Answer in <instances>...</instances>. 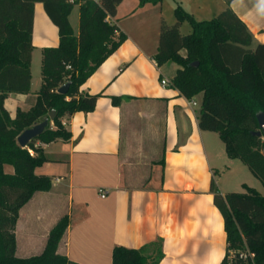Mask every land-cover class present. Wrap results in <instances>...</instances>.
Returning <instances> with one entry per match:
<instances>
[{
    "label": "crops",
    "instance_id": "1",
    "mask_svg": "<svg viewBox=\"0 0 264 264\" xmlns=\"http://www.w3.org/2000/svg\"><path fill=\"white\" fill-rule=\"evenodd\" d=\"M181 1L176 7L197 21L214 19L228 6L224 0H193L202 12L197 19L185 7L188 0ZM122 2L109 22L126 41L80 90L102 95L95 111L63 121L69 141L37 144L49 162L36 174L51 177L52 188L21 209L16 257L40 256L52 229L68 216L58 254L76 264H112L115 248L140 250L157 239L163 240L160 264H221L226 233L211 184L226 196L244 194L253 182L244 164L228 160L217 134L200 130L201 111L179 91L161 86L178 70L174 64L158 68L154 62L162 24L177 22L167 16V1L143 7L138 0ZM230 9L252 35L250 49L264 44V0H233ZM34 17L32 89L4 101L12 119L19 110L34 107L42 89L41 73L36 87L35 61L44 49L59 45L58 29L41 3L35 4ZM73 24L75 32L78 24ZM120 97L130 100L115 107L112 98ZM5 173L13 176L14 169L6 166Z\"/></svg>",
    "mask_w": 264,
    "mask_h": 264
},
{
    "label": "trees",
    "instance_id": "2",
    "mask_svg": "<svg viewBox=\"0 0 264 264\" xmlns=\"http://www.w3.org/2000/svg\"><path fill=\"white\" fill-rule=\"evenodd\" d=\"M123 0H0V264H76L58 254L69 227L63 217L49 234L40 256L16 257L15 230L21 209L38 193H48L52 178L36 170L49 162L38 143L49 145L69 141L71 134L63 121L77 113L95 111L102 95L81 93V88L126 41V36L109 19L115 18ZM139 6L158 5L165 0H138ZM211 21H197L181 6L176 7V24L161 26L154 62L158 68L174 64L178 70L170 86L188 101L202 95L199 128L217 134L230 161H240L264 187V136L257 117L264 114V44L251 50L252 35L230 9L233 0ZM41 3L58 29L59 45L42 52V86L34 107L18 111L12 119L3 103L10 95L30 93L32 33L35 4ZM77 9L78 33L70 17ZM189 23L192 32L182 35ZM185 52V55H182ZM198 63V67L191 65ZM69 84L66 95L58 90ZM129 98H112L119 107ZM43 135L23 149L17 139L26 130L48 119ZM33 152V155L31 154ZM14 174L5 173V167ZM214 205L224 220L227 250L221 264H264V196L246 187L244 194L222 196L211 184ZM232 250H248L253 260L230 259ZM163 240L141 248L114 249L112 264H160L164 259Z\"/></svg>",
    "mask_w": 264,
    "mask_h": 264
},
{
    "label": "rangeland",
    "instance_id": "3",
    "mask_svg": "<svg viewBox=\"0 0 264 264\" xmlns=\"http://www.w3.org/2000/svg\"><path fill=\"white\" fill-rule=\"evenodd\" d=\"M167 1V5L165 6V11H167V16L170 15L172 19L175 18V9H176V5L177 3L181 4L182 1L181 0H166ZM188 3V4H187ZM187 6L185 5V7H188L190 12L194 11L195 17L201 18L202 17V12H199L197 9L199 8L198 4L195 3V1L193 0H188L187 2ZM202 10L204 9V7L201 8ZM192 13V12H191ZM217 17V16H216ZM213 20V18H209V19H205L202 21H211ZM71 23L77 27L76 25L78 24V12L77 9H75L72 13L71 16ZM76 33H78V28H76L75 30ZM181 34L182 35H189L192 32L191 26L189 23H184V25L181 28ZM185 54V52H183ZM41 69H42V55H39V58L37 59V61H35V65H34V73H35V77H36V82H37V86L38 87V80H39V76L41 73ZM39 88V87H38ZM201 99H202V95L197 96L196 98H194L192 101L196 104V107L194 108L195 111L200 112L201 110ZM216 136V135H215ZM218 138V137H217ZM31 154L33 155V152H31ZM243 165V163H241ZM243 167L245 168V170H247V174L249 176L250 182L252 183L251 185H253V187L251 189L256 190L260 195L264 196V187L262 185V183L260 181H258L255 177H253L250 173V171L247 169V167L245 165H243ZM227 179V178H226ZM225 179V180H226ZM245 193V191H244Z\"/></svg>",
    "mask_w": 264,
    "mask_h": 264
},
{
    "label": "water",
    "instance_id": "4",
    "mask_svg": "<svg viewBox=\"0 0 264 264\" xmlns=\"http://www.w3.org/2000/svg\"><path fill=\"white\" fill-rule=\"evenodd\" d=\"M192 67L196 68L198 67V63L192 64ZM70 85H64L63 87H61L58 90V94L60 95H66V93L69 90ZM55 117V112L52 111L47 120H44L42 123L35 125L34 127L26 130L25 132L22 133V135L20 137H18L17 139V143L18 145L25 149L28 147V144L30 142H32L33 140L37 139L39 136L43 135L44 131L47 129V127L49 125H51L50 123L54 120ZM258 120V125H259V129L261 131L255 133L254 135L257 137H261L264 136V114H259L257 117Z\"/></svg>",
    "mask_w": 264,
    "mask_h": 264
},
{
    "label": "built area",
    "instance_id": "5",
    "mask_svg": "<svg viewBox=\"0 0 264 264\" xmlns=\"http://www.w3.org/2000/svg\"><path fill=\"white\" fill-rule=\"evenodd\" d=\"M96 3H99L101 0H92ZM161 86L163 88H166V87H169L170 86V83L166 80H163L161 82ZM192 105L196 106L195 103L192 102ZM105 196L102 195V198H104ZM240 259V260H243V261H247V260H253L254 259V255L251 254L248 250H244V251H236V250H232L229 252V258L230 259H235L237 258Z\"/></svg>",
    "mask_w": 264,
    "mask_h": 264
}]
</instances>
